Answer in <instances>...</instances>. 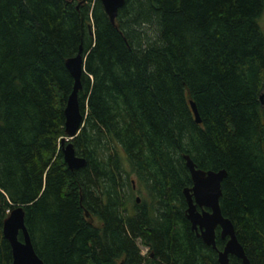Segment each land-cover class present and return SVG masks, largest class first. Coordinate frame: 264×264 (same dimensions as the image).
Returning a JSON list of instances; mask_svg holds the SVG:
<instances>
[{"label": "trees", "instance_id": "obj_1", "mask_svg": "<svg viewBox=\"0 0 264 264\" xmlns=\"http://www.w3.org/2000/svg\"><path fill=\"white\" fill-rule=\"evenodd\" d=\"M263 11L264 0H125L112 22L100 0H0V264H12L2 227L16 204L46 264H219L227 237L217 227L206 244L186 216L184 153L226 169L221 212L264 264ZM80 46L84 121L71 141L85 164L71 168L65 59ZM129 170L147 191L132 208Z\"/></svg>", "mask_w": 264, "mask_h": 264}, {"label": "water", "instance_id": "obj_2", "mask_svg": "<svg viewBox=\"0 0 264 264\" xmlns=\"http://www.w3.org/2000/svg\"><path fill=\"white\" fill-rule=\"evenodd\" d=\"M81 1V0H80ZM104 10L112 22L115 21L119 7L125 0H100ZM82 48L76 54L65 59V66L73 77V86L67 96L64 107L66 136L61 139V151L68 167H80L85 164L84 157L77 155L71 139L80 130L84 115L81 111L78 90L81 88V74L84 70ZM261 104H264V90L259 95ZM190 105L196 121H200L195 103ZM186 165L189 169L192 185L183 188L186 199V216L191 227L202 240L215 247V230L220 229L222 237H227L223 247L218 249L219 264H228L229 254L242 259L244 264H250L244 248L238 241L234 225L229 217L221 212L219 197L221 195V181L226 176L225 168L204 169L197 167L189 154L184 153ZM138 200V197H136ZM3 235L8 239L12 251V264H46L35 251L31 237L24 221V208L21 204L14 205L3 220ZM19 231L22 237H18Z\"/></svg>", "mask_w": 264, "mask_h": 264}, {"label": "rangeland", "instance_id": "obj_3", "mask_svg": "<svg viewBox=\"0 0 264 264\" xmlns=\"http://www.w3.org/2000/svg\"><path fill=\"white\" fill-rule=\"evenodd\" d=\"M260 26L262 30L264 31V11L260 16ZM127 169H130L129 166H126ZM128 178L133 179V187L126 185L122 190L127 196V206L129 208H132L134 200L136 197H138V202H142L145 198H147V191L144 190V185L139 183L135 177V173L132 170H129ZM136 179V180H135ZM137 243L139 244L141 248V252L146 254L147 253V247L143 245L139 239H137Z\"/></svg>", "mask_w": 264, "mask_h": 264}, {"label": "bare ground", "instance_id": "obj_4", "mask_svg": "<svg viewBox=\"0 0 264 264\" xmlns=\"http://www.w3.org/2000/svg\"><path fill=\"white\" fill-rule=\"evenodd\" d=\"M84 115V114H83ZM83 121H84V118H83ZM82 125H83V123H82ZM190 156V155H189Z\"/></svg>", "mask_w": 264, "mask_h": 264}]
</instances>
